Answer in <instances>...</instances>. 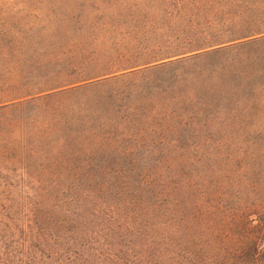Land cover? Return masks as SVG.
<instances>
[{
    "label": "trees",
    "instance_id": "obj_1",
    "mask_svg": "<svg viewBox=\"0 0 264 264\" xmlns=\"http://www.w3.org/2000/svg\"><path fill=\"white\" fill-rule=\"evenodd\" d=\"M171 4L0 45V264H264V0Z\"/></svg>",
    "mask_w": 264,
    "mask_h": 264
},
{
    "label": "rangeland",
    "instance_id": "obj_2",
    "mask_svg": "<svg viewBox=\"0 0 264 264\" xmlns=\"http://www.w3.org/2000/svg\"><path fill=\"white\" fill-rule=\"evenodd\" d=\"M173 1L176 0H0V45L13 52L31 42L30 37L41 38L48 29L87 26L88 21L100 15L135 13L162 17L164 12L172 13Z\"/></svg>",
    "mask_w": 264,
    "mask_h": 264
}]
</instances>
